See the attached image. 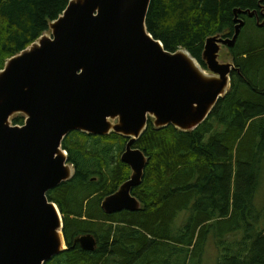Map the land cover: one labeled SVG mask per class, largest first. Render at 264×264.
Masks as SVG:
<instances>
[{
  "label": "trees",
  "instance_id": "16d2710c",
  "mask_svg": "<svg viewBox=\"0 0 264 264\" xmlns=\"http://www.w3.org/2000/svg\"><path fill=\"white\" fill-rule=\"evenodd\" d=\"M70 2L0 0V71L47 33ZM260 3L152 0L147 29L167 51L185 49L207 69L206 40L232 37L234 11L259 10ZM242 19L246 24L229 50L240 73L233 72L230 91L207 121L182 132L157 130L150 119L136 142L149 158L143 183L133 190L141 211L108 215L102 209L130 178L121 160L128 139L81 132L66 137L63 149L76 174L48 199L63 217L68 250L47 264H203L211 239L217 264H264V205L257 203L264 193V28ZM12 122L23 126L25 117ZM84 235L96 239L95 251L77 243Z\"/></svg>",
  "mask_w": 264,
  "mask_h": 264
},
{
  "label": "water",
  "instance_id": "95a60500",
  "mask_svg": "<svg viewBox=\"0 0 264 264\" xmlns=\"http://www.w3.org/2000/svg\"><path fill=\"white\" fill-rule=\"evenodd\" d=\"M264 0H262L263 2ZM152 0H71L49 32L0 71V264H47L68 250L64 220L48 193L72 180L63 142L73 132L128 139L121 156L130 178L102 202L103 211L138 212L133 190L144 180L149 158L136 142L148 129L193 132L231 89L234 48L246 22L234 11L232 37L206 40L203 61L169 52L148 32ZM261 15L264 6L260 3ZM258 27L264 28L258 17ZM22 115L23 126L12 119ZM95 251L92 235L77 240Z\"/></svg>",
  "mask_w": 264,
  "mask_h": 264
},
{
  "label": "rangeland",
  "instance_id": "374dc122",
  "mask_svg": "<svg viewBox=\"0 0 264 264\" xmlns=\"http://www.w3.org/2000/svg\"><path fill=\"white\" fill-rule=\"evenodd\" d=\"M48 33H50V32L48 31ZM220 60L222 62H232L233 63L232 57H231L230 52L227 48L223 49V51L220 55ZM257 203L259 206L264 205V193L263 192L259 196ZM185 214H186V212L179 215L180 219H179L178 224L183 223L184 218H185ZM218 260H219V252L215 246L214 241L211 239L208 243L206 252H205L204 257H203V264H217Z\"/></svg>",
  "mask_w": 264,
  "mask_h": 264
},
{
  "label": "flooded vegetation",
  "instance_id": "af4514ba",
  "mask_svg": "<svg viewBox=\"0 0 264 264\" xmlns=\"http://www.w3.org/2000/svg\"><path fill=\"white\" fill-rule=\"evenodd\" d=\"M258 11V17H259V19H260V22L261 23H263L264 22V16L263 15H261V7H260V4H259V10H257ZM243 16H246V15H242L241 17H243ZM249 17V16H248ZM258 17L257 16H254L253 18H251V19H253V20H255V22H256V24H258ZM250 18V17H249ZM258 26V25H257ZM226 37V36H225Z\"/></svg>",
  "mask_w": 264,
  "mask_h": 264
},
{
  "label": "bare ground",
  "instance_id": "6f19581e",
  "mask_svg": "<svg viewBox=\"0 0 264 264\" xmlns=\"http://www.w3.org/2000/svg\"><path fill=\"white\" fill-rule=\"evenodd\" d=\"M243 197V196H242ZM216 198V197H215ZM196 200V199H195ZM215 200V199H214ZM193 214V213H192ZM215 216V215H214Z\"/></svg>",
  "mask_w": 264,
  "mask_h": 264
}]
</instances>
